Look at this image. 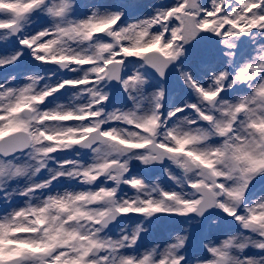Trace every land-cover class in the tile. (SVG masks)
I'll list each match as a JSON object with an SVG mask.
<instances>
[{
	"label": "snow or ice",
	"instance_id": "6c2138e0",
	"mask_svg": "<svg viewBox=\"0 0 264 264\" xmlns=\"http://www.w3.org/2000/svg\"><path fill=\"white\" fill-rule=\"evenodd\" d=\"M0 264H264V0H0Z\"/></svg>",
	"mask_w": 264,
	"mask_h": 264
},
{
	"label": "rangeland",
	"instance_id": "374dc122",
	"mask_svg": "<svg viewBox=\"0 0 264 264\" xmlns=\"http://www.w3.org/2000/svg\"><path fill=\"white\" fill-rule=\"evenodd\" d=\"M84 3H94L97 0H83ZM100 2H112V0H100ZM144 3L159 2V0H142Z\"/></svg>",
	"mask_w": 264,
	"mask_h": 264
}]
</instances>
